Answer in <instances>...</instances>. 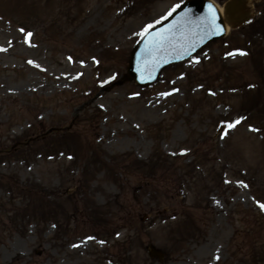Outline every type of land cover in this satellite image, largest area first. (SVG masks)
I'll list each match as a JSON object with an SVG mask.
<instances>
[{"label": "rangeland", "instance_id": "rangeland-1", "mask_svg": "<svg viewBox=\"0 0 264 264\" xmlns=\"http://www.w3.org/2000/svg\"><path fill=\"white\" fill-rule=\"evenodd\" d=\"M182 1L0 0V264H264V15L127 80Z\"/></svg>", "mask_w": 264, "mask_h": 264}, {"label": "water", "instance_id": "water-1", "mask_svg": "<svg viewBox=\"0 0 264 264\" xmlns=\"http://www.w3.org/2000/svg\"><path fill=\"white\" fill-rule=\"evenodd\" d=\"M213 14L214 13H213L212 9L210 10L209 3L206 0H191L190 2H188V4L184 5L182 8H180L174 14V16H173L174 19L172 18L173 20L171 22H174L175 20H177V23H179V24H184L186 26H190V24L192 23V20L200 19L201 21H205L206 26H209L210 22L212 21V18L210 16ZM205 15L207 16L206 18H205ZM214 24L221 26V27L223 26V23L220 21H217L216 19L214 21ZM164 26H165V24H164ZM220 30L221 29H219V30H213L212 29L211 38L214 39L217 36L221 35V34H219ZM169 49H172V48H169ZM180 58H182V57H180ZM180 58L171 59L169 61H166V63L174 61V60H178ZM132 68H133V66L131 67V71H132Z\"/></svg>", "mask_w": 264, "mask_h": 264}, {"label": "snow or ice", "instance_id": "snow-or-ice-1", "mask_svg": "<svg viewBox=\"0 0 264 264\" xmlns=\"http://www.w3.org/2000/svg\"><path fill=\"white\" fill-rule=\"evenodd\" d=\"M209 7H210V10H211L212 9V6L210 5ZM174 10L175 9H173V11ZM169 14H171V13H169ZM214 21H215V15L213 14L212 21L210 22L209 27L212 28L213 30H219V26L218 25H215L214 24ZM151 28H152V25L146 26V28L144 29V32L141 33L140 35L146 36L147 34H149V29H151ZM21 31H23V29H21ZM31 35L32 34L30 32L26 34L27 37H30ZM165 42H166V38L165 37H161L159 39V41H157L156 38H153V45L155 47H157V48L162 47ZM0 50H2V49H0ZM29 63H32V62L29 61ZM236 123H239V121H237ZM231 126H234V125H231ZM261 207L264 208V205H261Z\"/></svg>", "mask_w": 264, "mask_h": 264}, {"label": "bare ground", "instance_id": "bare-ground-1", "mask_svg": "<svg viewBox=\"0 0 264 264\" xmlns=\"http://www.w3.org/2000/svg\"><path fill=\"white\" fill-rule=\"evenodd\" d=\"M221 13H223L222 10H221Z\"/></svg>", "mask_w": 264, "mask_h": 264}]
</instances>
